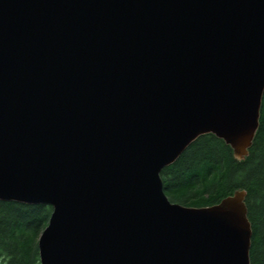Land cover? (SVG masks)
Returning <instances> with one entry per match:
<instances>
[{"label":"water","instance_id":"obj_1","mask_svg":"<svg viewBox=\"0 0 264 264\" xmlns=\"http://www.w3.org/2000/svg\"><path fill=\"white\" fill-rule=\"evenodd\" d=\"M264 99V0H0V200L49 204L40 264H251L247 192L173 202L204 134L237 160Z\"/></svg>","mask_w":264,"mask_h":264},{"label":"trees","instance_id":"obj_2","mask_svg":"<svg viewBox=\"0 0 264 264\" xmlns=\"http://www.w3.org/2000/svg\"><path fill=\"white\" fill-rule=\"evenodd\" d=\"M161 177L170 200L187 206H212L237 189L246 190L253 231L250 261L264 264V99L260 126L244 160L208 133L163 168ZM52 212L49 204L0 200V264H40L38 242Z\"/></svg>","mask_w":264,"mask_h":264}]
</instances>
